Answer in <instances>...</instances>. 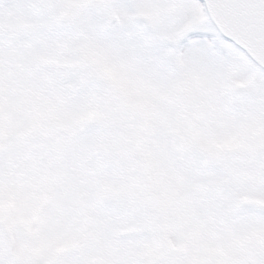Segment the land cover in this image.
<instances>
[{
    "label": "snow or ice",
    "instance_id": "snow-or-ice-1",
    "mask_svg": "<svg viewBox=\"0 0 264 264\" xmlns=\"http://www.w3.org/2000/svg\"><path fill=\"white\" fill-rule=\"evenodd\" d=\"M0 264H264V0H0Z\"/></svg>",
    "mask_w": 264,
    "mask_h": 264
}]
</instances>
